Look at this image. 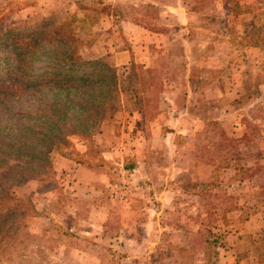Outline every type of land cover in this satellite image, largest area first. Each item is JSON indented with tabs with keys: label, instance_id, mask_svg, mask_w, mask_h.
<instances>
[{
	"label": "rangeland",
	"instance_id": "obj_1",
	"mask_svg": "<svg viewBox=\"0 0 264 264\" xmlns=\"http://www.w3.org/2000/svg\"><path fill=\"white\" fill-rule=\"evenodd\" d=\"M0 20L60 25L117 78L0 99V264H264V0H0Z\"/></svg>",
	"mask_w": 264,
	"mask_h": 264
},
{
	"label": "trees",
	"instance_id": "obj_2",
	"mask_svg": "<svg viewBox=\"0 0 264 264\" xmlns=\"http://www.w3.org/2000/svg\"><path fill=\"white\" fill-rule=\"evenodd\" d=\"M18 23V26L16 23L13 27H2L0 20V45L8 48L0 53V99L3 101L21 99L24 91L44 85L88 84L94 74L102 76L100 81L109 82L107 78L112 72L113 83L117 85L113 69L100 59L83 58L78 51V40L62 26L50 24L49 28L48 22L35 26H26L24 21ZM258 42L264 46V37L258 38ZM136 77L140 79L137 74ZM126 90L134 92L131 88ZM106 105L107 102L102 103V107ZM246 137L244 134L240 139ZM257 169L264 173L261 167Z\"/></svg>",
	"mask_w": 264,
	"mask_h": 264
}]
</instances>
